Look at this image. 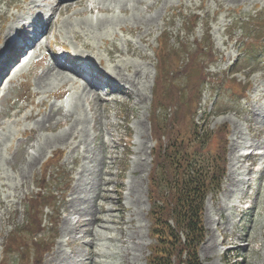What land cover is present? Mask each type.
I'll list each match as a JSON object with an SVG mask.
<instances>
[{
	"label": "rangeland",
	"instance_id": "rangeland-1",
	"mask_svg": "<svg viewBox=\"0 0 264 264\" xmlns=\"http://www.w3.org/2000/svg\"><path fill=\"white\" fill-rule=\"evenodd\" d=\"M21 1L0 0V46L15 32L9 29L17 19L28 18L24 5L31 0L22 12L15 7ZM50 1V32L42 20L35 39L33 27L24 33L31 39L25 48L36 58L15 75H4L0 85V264H146L152 152L158 139L167 141L170 121L178 141L201 129L211 140L209 156L225 154L221 191L205 203L201 262L264 264V0H123L124 13L102 0L69 10L63 1ZM96 3L111 10L82 13ZM98 19L116 23L96 26ZM39 43L43 47L35 51ZM60 45L97 73L106 76L126 63L131 71L139 67L141 76L133 88L114 83L119 90L110 95L100 85L101 100L88 95L78 101L79 88L68 86L63 93L59 81L37 83L56 60L53 54L62 53ZM9 63L0 75L15 70ZM58 107L82 118L76 138L43 141L71 125L60 116L44 122ZM228 128L226 145L220 140ZM246 149L262 155L242 156ZM32 155L37 159L29 168ZM241 179L248 180L239 192ZM66 221L70 229L64 234ZM78 224L87 227L73 234Z\"/></svg>",
	"mask_w": 264,
	"mask_h": 264
},
{
	"label": "trees",
	"instance_id": "trees-1",
	"mask_svg": "<svg viewBox=\"0 0 264 264\" xmlns=\"http://www.w3.org/2000/svg\"><path fill=\"white\" fill-rule=\"evenodd\" d=\"M172 123L167 141L158 139L152 152L154 167L148 195L152 244L146 264H203L198 251L207 234L203 225L205 200L221 191L225 154L222 150L219 157L209 156L211 140L202 135L201 129H194L191 140L178 141L180 137L176 129L172 131ZM156 124L154 121V130L160 132ZM224 133L220 141H226L229 128ZM51 196L47 194V198ZM40 247L38 243L36 248Z\"/></svg>",
	"mask_w": 264,
	"mask_h": 264
},
{
	"label": "bare ground",
	"instance_id": "bare-ground-1",
	"mask_svg": "<svg viewBox=\"0 0 264 264\" xmlns=\"http://www.w3.org/2000/svg\"><path fill=\"white\" fill-rule=\"evenodd\" d=\"M26 1L27 0H23L21 2H18V4H16L15 7H16V9H18V10H20L22 12V10H24V6H28V9H27L28 12H27V15H26V16H28V18H24V17L18 18L17 19L18 23L16 24V26H11L9 30H12V31L14 30L15 32H20L22 37H23V39H22L23 42L18 44L17 52L20 53V54L21 53L23 54L24 52H26V50H29L31 52L29 60H28V63L26 64V68H27L29 66V64L33 61L34 52L30 48H25V47H28V45H31V39H30V41L27 40L25 38L24 33H28L29 29H31V27H33L31 29L32 30V34H33L32 38L35 39L34 32L36 30H41L42 31L43 21L47 22V29L50 31V29L52 27V21H53V19H51V15H52V13L55 10L52 9L53 12L51 13V15L48 18H45L43 16V14L45 13L44 7H48L49 6V4L45 3L46 0H44V1L42 0V1H39V2L36 1V0H31V3H29V5H24L23 9H22V5L25 4ZM60 1L65 2V4H63V5H66L65 8L67 10H69L71 7H74V6H83V2L85 0H60ZM102 1L103 2L114 3V5L116 6V8L119 10L120 13H124L126 11L125 3L123 2V0H102ZM6 5L8 7L11 6L8 3H6ZM61 6L62 5L58 6V11L60 10ZM93 10H96L97 13H108L111 10V7H105L104 5H101L100 3H96V4L92 5V6L88 5L87 7H85L82 13H87V12H89V13L91 12L92 13ZM6 13H7V10L4 11V14H6ZM67 22H69V21H67ZM83 22H84L85 25H90V26H92V23H93V22H91L89 20H85ZM115 23H116V21H114L112 19H98L95 24H96V26H106V25H113L114 26ZM14 24H12V25H14ZM15 32H13V34ZM7 37H8V35H7ZM12 37H14V35L12 36V34H11L8 38H5L4 41H2L3 42L2 46H0V66H2V67H3L5 62H10L11 59L13 58L12 50H13L14 46L11 43ZM73 37L76 40H78L80 43L83 42L81 40V37H80V35L78 33H75V36H73ZM44 38H46V34H44V32H43L42 39H44ZM60 46H61V48L63 50H65V47L63 45H60ZM83 46L85 48L89 49V47H88V45L86 43H83ZM40 47H43V43H39L37 45V47H35L34 50L36 51ZM24 54H26V53H24ZM132 54H135V53H132ZM114 55H115V51L112 52V50H111V53L108 54L110 61H112L114 59ZM52 58H54V57L52 56ZM55 59L56 60H52L51 61V63H50L48 68H46L44 71H42L40 77H38V80L36 79L37 83L39 85H42L43 83H46L47 81H50V82L51 81H55V80L59 81L60 82V86H61V90H62L63 93H66V92L69 91L68 86H71L73 88H79V90H78L79 92L77 93L78 94V97H77L78 101L83 100L88 95L92 96L93 98L101 100L102 97L98 93L97 89H98V87L100 85H103L104 82H101L99 84V82H97L99 80L100 81L103 80V81H108V82L111 81V82H113V84H110L108 82L106 84H104V86L109 88V94L111 95L112 94L111 91H113V93H114L117 90H119V89H114L113 90L114 83H125V84H128L129 86L132 87V86L135 85V80L137 81L140 78V76H141V70L139 69V67H138V69L131 71V68H130V66L128 64L119 63V64L116 65L114 70L112 69V71L105 72L106 76H108V77H106L105 75H103L104 73L95 72V70L90 68L88 64L82 62L81 60H78L77 58H73L71 60H73L75 62H78V63H76V65H78V67L72 68L70 70L69 69L67 70L64 67V69H66V71L65 70L62 71L59 68L60 64H59L57 58H55ZM99 64L101 65V61H99ZM81 65H84L88 69L90 76L84 70L80 69ZM72 66H74V65H72ZM0 76H2V75H0ZM101 77H106L107 79L109 78L110 80L109 79L108 80L100 79ZM5 80H6V77L2 78L1 81H0V85L3 83V81L5 82ZM6 84H8L7 81H6ZM59 93H61V91ZM56 94H58V93H56ZM57 116H60V117L64 118L65 122L71 121L70 127L67 130H65L64 132H62V133H60L58 135H55L53 138H47V139H44L43 141H58L59 142V141H68L71 138H73V139L76 138V132H77V129H78L77 127L82 124V122H83L82 118L77 116L74 119L72 114L64 112L62 107H58L57 109L55 108L54 110H52L47 117L45 116L46 118L44 117L45 118L44 122L45 123L46 122L50 123ZM58 121L59 120H57V122ZM139 127L141 129H143V124H140ZM36 152H38V151H36ZM39 154H40V152H39ZM36 159H37L36 155H32V157L30 158L27 166L29 168L34 166L33 164L35 163ZM246 180H248V179H241L239 181V184H238L239 192L242 191V188L240 189V186H242ZM72 211H75V210L73 209ZM69 224H70V222L66 221L64 223V225L62 226V232L64 234L69 233L68 232L69 229H70L69 228L70 227ZM86 227H87V224H82V225L78 224L77 228H75V230L73 231L74 232L73 234L82 233L81 229L82 228H86ZM92 234H94V232H92ZM92 234L90 233V234H88V236L90 237V244L93 247V239H91V235ZM236 241L237 240H235L233 242V244H235L234 248L232 247L234 250H236L238 248L236 246ZM92 247H91V251H92ZM248 247H249V243L247 242L246 243V248H248ZM90 264H93V259L91 260Z\"/></svg>",
	"mask_w": 264,
	"mask_h": 264
}]
</instances>
